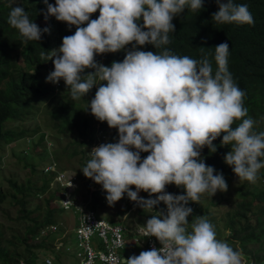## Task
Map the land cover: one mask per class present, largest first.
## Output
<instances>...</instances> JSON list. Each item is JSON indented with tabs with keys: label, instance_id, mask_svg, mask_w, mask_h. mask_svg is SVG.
I'll list each match as a JSON object with an SVG mask.
<instances>
[{
	"label": "clouds",
	"instance_id": "9594fccd",
	"mask_svg": "<svg viewBox=\"0 0 264 264\" xmlns=\"http://www.w3.org/2000/svg\"><path fill=\"white\" fill-rule=\"evenodd\" d=\"M42 2L45 20L52 16L75 26L74 34L64 36L59 48L51 51L48 60L54 70L46 81L54 83L56 90L63 80L73 100L96 85L88 108L98 121L118 132L116 143H104L106 139L91 151L92 144L88 146L90 159L81 170L83 175L102 185L109 204L126 193L142 209L152 211L160 202L166 205V215L156 213L141 225V235L155 237L161 247L141 251L126 264H242V253L218 239L206 217L195 216L189 224L193 209L187 206L197 203L204 193L212 196L228 189L223 175L214 174L215 169L201 158L204 147L216 151L213 141L218 137H222L221 145L230 146L224 162L239 179L255 183L258 171L264 168V131L253 130L255 121L244 106L246 93L228 70L229 44L215 47L214 74L207 57L197 61L167 49L159 54L137 49L145 44L154 48L168 44L169 34L175 32L174 16L186 7L200 10L203 0ZM216 3L215 22L254 24L246 4L234 0ZM97 11L98 18L90 19ZM8 23L27 41H39L42 33L49 32L20 6L11 7ZM129 44L133 47L122 62L113 61L111 66L96 62V55L116 53ZM86 69L94 71L85 74ZM236 121L241 122L233 127ZM142 152L149 154L141 159ZM73 174L77 187L79 176ZM71 177L67 187L72 186ZM169 184L182 187L184 193H167ZM140 191L149 197L155 194V199L139 197ZM19 259L29 264L22 257L14 264Z\"/></svg>",
	"mask_w": 264,
	"mask_h": 264
},
{
	"label": "trees",
	"instance_id": "16d2710c",
	"mask_svg": "<svg viewBox=\"0 0 264 264\" xmlns=\"http://www.w3.org/2000/svg\"><path fill=\"white\" fill-rule=\"evenodd\" d=\"M48 2L55 4V0H48ZM234 3L248 6L254 18L253 25L215 22L212 19V14L218 11L216 0H203V6L200 10L193 11L186 7L181 14L174 16L172 23L175 25V32L169 34L168 44L162 45L160 48L145 44L144 46H137V49L153 51L157 54L167 49L172 54L187 55L197 61L207 57L211 62L214 74L217 69L214 59L215 47L223 42L228 43V70L234 82L246 93L244 106L248 110L247 116L255 121L253 130L258 133L264 131V0H234ZM16 6L23 7L29 18L41 29L47 27L50 31L55 27L56 33L54 36L51 37L50 33L47 32L42 33L39 41H27L17 29L8 23L11 7ZM45 11L46 5L42 0H0V142L2 143L13 141L24 133V129L15 131L10 128H3L5 120L19 115L17 108L24 109L39 96L43 98L52 95V90L42 81L41 71L48 64L47 60L51 49L54 47L59 48L62 38L75 32V26L59 22L52 16L48 17L46 23H40V20L45 19ZM98 15L99 12L97 11L91 14L90 19L98 18ZM82 26H86V24ZM132 47L133 45L129 44L125 46L124 50L116 53L96 55L95 60L96 62L100 60V63L105 66H111L113 61L122 62L125 52L131 50ZM18 60H20V63ZM91 71L94 70L86 69L85 74ZM59 84L60 82H58ZM63 85L65 86V84ZM53 88L54 83H52ZM95 89L92 88L94 91ZM60 90L66 92L67 88H61ZM80 109L87 112L82 113ZM46 111L51 121L54 122L49 127L54 128L53 132L56 139L60 134L67 131H75L76 137L79 136V141H75L74 137L68 140L67 145L69 143L77 145L84 143L87 145L85 132L93 119L98 122L100 127H108L106 122L98 121L89 109L85 106L82 107L80 101L65 99L62 94L52 100L51 106ZM240 122L236 121L233 127ZM111 129V134L104 143H109L112 135L118 134L117 129ZM32 132V135H37V141L30 145L31 147L34 146L32 149L40 144L42 149L46 150L45 141L47 136L43 133V130L39 131L34 127ZM48 138L52 140L50 136ZM221 139L222 137H218L213 141L216 146L214 153L207 147L201 149V158H203L206 165L215 169L214 174L221 173L229 186V177L234 173L232 167L224 162V156L230 151V146L221 145ZM29 153L21 152V156H17V158L22 159L23 165L29 167L30 175L20 182L14 177H7L8 192L2 190L0 186V200L7 197L11 203L17 204L18 214L16 217L26 221L23 230L20 232L21 234L17 232L10 235L15 239L14 241L9 240L11 247L0 242V264H14L18 257H22L31 264L37 252L41 249L45 250L43 248L45 247L44 241H33V237L37 236L43 225L53 224L55 222V212L61 209L58 206H48L53 193L52 191L47 194L42 192L46 187V179L40 175L43 168H37L33 161H27V158L33 154L31 150ZM61 153L64 154L63 147L59 150L54 148L51 156L58 159ZM75 153H79L80 156V169L76 171V174L79 179L88 180L81 171L87 164L88 156L84 154L82 148L75 149L74 147L69 150L68 155ZM148 154L140 153L141 159ZM25 157L26 159H24ZM257 175L258 178L255 183L249 184L246 181L236 183L232 190L233 200L230 197L223 196V192L218 191V200L208 201L203 213H208L212 208H221L226 203L231 204L229 210L224 212V218L221 221L228 229L225 240L233 243L230 239L236 241V238H238L241 252L246 255V258L254 259L260 263L264 262V253H259L253 244L255 242L258 247L264 250V168H261ZM38 181L40 183L36 184ZM98 186L102 185L98 184ZM30 188L33 192L29 191ZM165 191L171 194L184 193L182 187H177L174 184L167 185ZM29 192H31V196H35L33 199L34 205L31 207L27 204L28 200L26 198ZM100 193L97 198L105 196L103 188ZM139 197L155 199V194L149 197L147 192L141 191ZM90 206H92V203H90ZM187 206L193 209L192 214L188 217L190 221L199 209L198 203L189 202ZM139 211L141 210H137V212ZM158 211L166 215L167 209L163 202L154 206L152 212L146 211L147 216H144L145 221L143 218V222L146 223L147 219ZM146 212L143 211V213ZM237 221L241 224H236ZM2 233V229H0V235ZM247 245L249 246L248 250H246ZM18 248L20 250H17ZM23 253H27V255H22Z\"/></svg>",
	"mask_w": 264,
	"mask_h": 264
},
{
	"label": "rangeland",
	"instance_id": "374dc122",
	"mask_svg": "<svg viewBox=\"0 0 264 264\" xmlns=\"http://www.w3.org/2000/svg\"><path fill=\"white\" fill-rule=\"evenodd\" d=\"M47 20L43 19L40 20V23H46ZM56 24V23H55ZM54 24V25H55ZM51 37L54 36L56 33L55 27H53L49 31ZM57 49V47H54L52 50ZM52 53L50 52L49 56ZM20 63V60H18ZM97 63H100V60L97 61ZM53 64L51 60H48L47 66L42 69V81L45 85H47L52 90V95H48L42 98V96L37 97V99H34L29 105H27L24 109L17 108L19 111V115L17 117L10 118L8 120L4 121L3 128H10L15 131L24 129V133L19 136L17 139L10 141L8 143H2L0 142V186L2 190L9 191L6 178L7 177H14L18 182L23 181L26 176L30 175L29 167L26 165H23L22 159H18L17 156H21V152H28L31 150L33 152L31 157L27 158V161H33V164L37 168H43V172L40 174L43 176L42 178L46 179V187L44 191H42L44 194H47L48 192L51 193L52 196L49 200L48 206L50 207H56L57 206V197L58 191L60 188V183L56 180L55 174L57 171L63 173L64 175H67L69 177L71 174L75 173L76 171H79L80 164H79V153L75 154H69V150H71L72 147L75 149L82 148L84 150V154L86 155L89 153V144L94 143H101L104 140L109 137L111 134L112 129L109 127H100L98 122L93 119L89 123V126L86 128L85 132V138H86V144H74L69 143L67 145L66 143L68 140L73 139L75 137V141H79V136L76 137L75 131H67L66 133H62L58 136V139L55 138L54 135V128L49 127L51 124H54L53 120L51 121L50 116L47 114V109L49 106H51L52 100L55 99L58 95L62 94L65 99L71 100L72 97L70 95V90L67 88V91H61V88H66L63 84V81L60 80V84L57 86L56 90L52 89V82L46 81V77L49 75L51 71H53ZM92 70V69H87ZM93 88H97L96 85L93 86ZM96 91V89H95ZM94 90H90L88 93L82 96L81 99H78L80 101L81 106H85L88 108V104L90 103L91 99L95 95ZM90 110V108H88ZM82 113H86V110L80 109ZM34 127H36L39 131H46L47 138L50 136L52 138L48 140L51 141V144L49 142L45 141V148L46 150L42 149L40 144L38 146H35V149L31 147L35 141H37V135H32V131L34 130ZM39 135V134H38ZM118 142V134H113L109 143H116ZM43 144V143H42ZM49 144V145H48ZM48 145V146H47ZM98 144L97 146H99ZM63 147L64 154L61 153L58 156V159L51 158V153H53L54 148L57 150L61 149ZM52 150V151H51ZM91 151V149H90ZM30 154V153H29ZM63 154V155H62ZM26 159V157L24 158ZM51 159V160H50ZM90 159V157H89ZM87 159V162L88 160ZM52 160L55 161L54 169L46 168L48 163H51ZM45 168L47 170H45ZM246 180L239 179L235 174L229 177V186L227 191L223 192V196L230 197L231 200H233V188L238 182H243ZM248 182V181H246ZM38 181L36 184H39ZM251 184L250 182H248ZM76 182L74 181V186ZM101 187V188H100ZM259 187V186H257ZM100 188V189H99ZM264 188V187H263ZM102 189V186H98L97 183H95L92 179L88 178V180H81L78 179V186L74 187V191L72 192L75 199L80 201L81 203L87 205L89 209H91L94 213V215L98 218H103L106 221L109 222H121L130 228H133L137 225H144L143 222L144 216H147V212H152L148 209H142L136 202L131 201L127 194L125 193L124 196L117 202L113 204H109L106 200L107 193L103 190L105 193V196L102 198H97V195L101 194L100 190ZM95 190V192H94ZM131 190L135 191V187L131 186ZM29 191L33 190L30 188ZM93 191V192H92ZM99 191V192H98ZM4 192V191H2ZM49 193V194H50ZM141 195V191L138 193V196ZM34 197L31 196V192H29L26 195V198L28 200L29 207L34 205ZM213 199L218 200V191L211 196L209 193H204L201 195L200 200L198 203V211L195 214V216H201L203 215L206 217L214 226V229L217 233V238L223 241H226V235L228 232V229L223 225L221 222L224 218V212L226 210H229L231 207V204L228 205L226 203L221 208H212L208 213H203L204 207L208 204V201H213ZM90 203H92V206H90ZM18 205L15 203H11L10 199L7 197L2 198L0 200V229H2V235H0V242L3 244H6L8 247H11V244L9 243V240L14 241L15 239L12 238L10 235L16 234L17 232H21L24 228V224L26 223L25 220L17 218V211ZM137 210H141L137 212ZM143 211H147L146 213H143ZM141 212V213H140ZM161 213L160 211L155 212ZM75 215L76 212L74 209H60L59 211L55 212L54 214V220L55 223H53L56 227H61L66 232H63L64 235L67 234V242L64 244L60 250L57 252L55 249L52 248V246H56L59 244L61 239H64L61 237V239H58L57 236L59 234L56 232V229H49L46 233H40L37 235V237H33V241H44L45 247H43L46 251L44 253H47L50 258H53L52 264H64L67 261L74 260V252L78 248L76 245V239L73 231V226L75 223ZM195 216L189 221V224H191L192 220L195 219ZM212 219H211V218ZM145 221V218H144ZM236 224H241V222H236ZM21 234V233H20ZM65 237V236H64ZM230 241L233 243H230L228 241V244L232 246L235 250H238L241 252V248L238 244L239 239L236 238V241L233 239H230ZM93 244V242H92ZM68 245V249L65 250L64 246ZM250 245V244H248ZM247 245L246 250L249 249V246ZM254 248H256L259 253H264L263 248L258 247V245L254 242L253 244ZM262 246V245H261ZM50 247V249H49ZM263 247V246H262ZM128 249V248H127ZM17 250H20L18 248ZM54 250V251H53ZM142 250V248H140ZM242 253V252H241ZM22 255H27V253H23ZM45 255V254H44ZM40 254H36V257L34 258L32 264H42V262L39 261ZM246 255L242 253V264H264V262H258L254 259L248 258L246 260Z\"/></svg>",
	"mask_w": 264,
	"mask_h": 264
},
{
	"label": "built area",
	"instance_id": "2783aa9c",
	"mask_svg": "<svg viewBox=\"0 0 264 264\" xmlns=\"http://www.w3.org/2000/svg\"><path fill=\"white\" fill-rule=\"evenodd\" d=\"M100 143H94L90 149L96 147ZM55 161L48 163L46 168L54 169ZM45 168V170H47ZM71 177V187L68 186V178ZM69 177L57 171L56 180L60 183L59 193L57 196V204L63 209L75 207L76 223L74 232L76 235V245L79 250L75 251V259L65 262L64 264H126V260L133 256L139 255L140 251L136 249L141 247L142 251L150 250L152 247L160 248L161 245L155 237H143L141 229L143 226L137 225L133 228L121 222H109L103 218H98L87 205L78 200L73 199L75 176L71 174ZM71 201V202H69ZM49 229H56L54 224H45L39 230V233H46ZM38 233V234H39ZM37 234V235H38ZM92 235L96 236L95 246H92L89 239ZM37 236H35L36 238ZM61 245L59 242L55 248ZM135 248L136 251H125L126 246ZM135 245L137 247H134ZM133 249V250H135ZM40 262L42 264H52L53 259L48 255H41ZM27 264L19 259L16 264Z\"/></svg>",
	"mask_w": 264,
	"mask_h": 264
},
{
	"label": "crops",
	"instance_id": "0c3cea01",
	"mask_svg": "<svg viewBox=\"0 0 264 264\" xmlns=\"http://www.w3.org/2000/svg\"><path fill=\"white\" fill-rule=\"evenodd\" d=\"M73 199L76 201V199H75V197H74V195H73ZM75 207L73 206V207H71V209H74ZM75 223H76V215H75ZM75 223H74V226H75ZM74 226H73V231H74ZM56 232L59 234V236H57V238L58 239H61V237L62 238H64V239H61V245L58 247V248H55L54 246H52V248L53 249H55V251H59L60 250V248L64 245V244H66V242H67V234L66 235H64V233L63 232H66L64 229H62L61 227H56ZM74 235H75V232H74ZM65 236V237H64ZM75 239H76V235H75ZM89 242H90V244L92 245V246H95V243H96V236L95 235H92L91 237H90V239H89ZM92 242H93V244H92ZM132 246H134V247H137V246H135V245H132ZM128 248V249H127ZM140 248L141 247H137L136 249H138V251H142V250H140ZM64 249L65 250H67L68 249V245H65L64 246ZM133 249H135V248H131V246L129 245V246H126L125 247V251H128V250H131V251H136V249L135 250H133ZM76 250H79L78 248L76 249ZM75 250V251H76ZM46 251V250H45ZM44 251V252H45ZM54 251V250H53ZM45 255H48L47 253H44ZM50 255V254H49ZM48 255V256H49ZM50 257V256H49ZM74 259H75V252H74ZM73 261V260H72ZM68 262V261H67Z\"/></svg>",
	"mask_w": 264,
	"mask_h": 264
}]
</instances>
